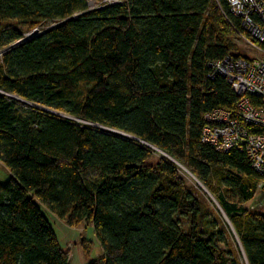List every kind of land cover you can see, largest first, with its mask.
<instances>
[{"label":"trees","instance_id":"1","mask_svg":"<svg viewBox=\"0 0 264 264\" xmlns=\"http://www.w3.org/2000/svg\"><path fill=\"white\" fill-rule=\"evenodd\" d=\"M86 9L0 0V51L49 24L0 55V264H68L43 209L92 226L102 255L88 264H264V213L244 207L260 175L201 141L204 115L237 100L210 67L235 48L216 2ZM154 149L167 157L151 164Z\"/></svg>","mask_w":264,"mask_h":264},{"label":"built area","instance_id":"2","mask_svg":"<svg viewBox=\"0 0 264 264\" xmlns=\"http://www.w3.org/2000/svg\"><path fill=\"white\" fill-rule=\"evenodd\" d=\"M123 0H86L87 11ZM220 9L218 0H214ZM230 16L221 9L234 36L253 56L227 55L210 63L212 75H222L236 95L233 110L214 109L204 115L207 123L201 141L219 152H243L260 175L256 189H264V0H226ZM40 32V30H38ZM1 55V51H0Z\"/></svg>","mask_w":264,"mask_h":264},{"label":"rangeland","instance_id":"3","mask_svg":"<svg viewBox=\"0 0 264 264\" xmlns=\"http://www.w3.org/2000/svg\"><path fill=\"white\" fill-rule=\"evenodd\" d=\"M49 24H42L33 29L37 28L42 30L46 28ZM29 29V30H33ZM26 30L24 32L29 33L30 31ZM229 41L234 44V49H232L233 54L241 56H253V52L248 50L234 35L229 37ZM167 157V155L158 150L154 149V153L150 157L148 163L154 164L158 158ZM179 174L182 179L185 181L186 185L192 188H199L200 194L205 196V200L210 205L211 208H216L214 203V197L206 191L204 186L200 184L197 179L182 165L175 163ZM9 176V171L3 164L0 162V183H4ZM258 185V184H257ZM244 207L251 211H256L264 213V189H256L254 197L252 200L244 204ZM43 214L45 215L48 223L52 227L56 239L61 246V248L67 252L68 264H88L89 262L98 259L102 255V250L99 243L96 240L92 226L83 222L77 227H69L65 222L57 219L47 210L43 209ZM220 214V213H219ZM222 219L230 226V223L224 214H220ZM231 227V226H230ZM243 263V260H242ZM98 264V262L96 263Z\"/></svg>","mask_w":264,"mask_h":264},{"label":"water","instance_id":"4","mask_svg":"<svg viewBox=\"0 0 264 264\" xmlns=\"http://www.w3.org/2000/svg\"><path fill=\"white\" fill-rule=\"evenodd\" d=\"M40 32L38 31L37 28L33 29L32 31H30L29 33H26L24 34V36L19 39L18 41L14 42L13 44H11L10 46H8L7 48H5L4 50L1 51V53L5 52V51H8L9 49H11L12 47H15L17 46L18 44L20 43H23L25 41H27L28 39L36 36L37 34H39ZM9 97L13 98V99H16L24 104H28V105H31L30 103L24 101V100H21L20 98H17L16 96H13V95H8ZM100 127V126H99ZM101 129L103 130H106V131H109V132H112V133H116V134H119V135H122L124 137H127V138H132L131 136L129 135H126L122 132H119V131H116V130H112V129H108V128H105V127H100Z\"/></svg>","mask_w":264,"mask_h":264}]
</instances>
